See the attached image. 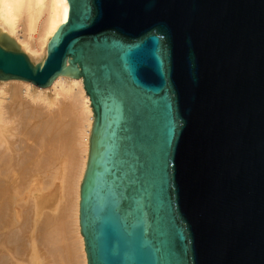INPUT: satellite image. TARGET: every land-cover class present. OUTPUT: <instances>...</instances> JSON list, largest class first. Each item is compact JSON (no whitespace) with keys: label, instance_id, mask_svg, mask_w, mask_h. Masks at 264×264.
I'll list each match as a JSON object with an SVG mask.
<instances>
[{"label":"water","instance_id":"1","mask_svg":"<svg viewBox=\"0 0 264 264\" xmlns=\"http://www.w3.org/2000/svg\"><path fill=\"white\" fill-rule=\"evenodd\" d=\"M32 64L0 35V80L81 79L86 264H264V0H66Z\"/></svg>","mask_w":264,"mask_h":264},{"label":"bare ground","instance_id":"2","mask_svg":"<svg viewBox=\"0 0 264 264\" xmlns=\"http://www.w3.org/2000/svg\"><path fill=\"white\" fill-rule=\"evenodd\" d=\"M67 12L66 0H0V35L41 65ZM92 122L81 79L0 80V264H86L78 201Z\"/></svg>","mask_w":264,"mask_h":264},{"label":"rangeland","instance_id":"3","mask_svg":"<svg viewBox=\"0 0 264 264\" xmlns=\"http://www.w3.org/2000/svg\"><path fill=\"white\" fill-rule=\"evenodd\" d=\"M25 54V53H24ZM37 63V62H36Z\"/></svg>","mask_w":264,"mask_h":264}]
</instances>
